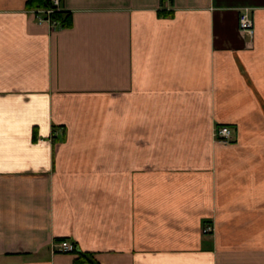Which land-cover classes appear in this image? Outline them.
Here are the masks:
<instances>
[{"label": "crops", "instance_id": "0c3cea01", "mask_svg": "<svg viewBox=\"0 0 264 264\" xmlns=\"http://www.w3.org/2000/svg\"><path fill=\"white\" fill-rule=\"evenodd\" d=\"M60 8L0 0V264H264V0Z\"/></svg>", "mask_w": 264, "mask_h": 264}, {"label": "built area", "instance_id": "2783aa9c", "mask_svg": "<svg viewBox=\"0 0 264 264\" xmlns=\"http://www.w3.org/2000/svg\"><path fill=\"white\" fill-rule=\"evenodd\" d=\"M55 7L60 6V0H51ZM162 7L168 8L170 0H161ZM251 8H242L239 10L238 17V31L241 35H244L250 39L253 37V22L251 18ZM50 11L46 12V18L41 15L38 16V20L47 21L51 26H54V22L48 18ZM214 139L222 144H228L232 141V133L227 126H218L214 129ZM212 232V226L206 225L203 229L204 234H210ZM52 251L59 254H68L74 252V246L66 240L56 242L52 245Z\"/></svg>", "mask_w": 264, "mask_h": 264}, {"label": "trees", "instance_id": "16d2710c", "mask_svg": "<svg viewBox=\"0 0 264 264\" xmlns=\"http://www.w3.org/2000/svg\"><path fill=\"white\" fill-rule=\"evenodd\" d=\"M25 7L27 11H33L44 18H46V12L50 11L48 18L54 22V27L57 29L69 28L72 24L71 13L61 9L60 6L55 7L51 0H25ZM158 15L166 17L170 16L171 12L161 9ZM73 254L76 258L72 264H98L93 253L74 251Z\"/></svg>", "mask_w": 264, "mask_h": 264}, {"label": "rangeland", "instance_id": "374dc122", "mask_svg": "<svg viewBox=\"0 0 264 264\" xmlns=\"http://www.w3.org/2000/svg\"><path fill=\"white\" fill-rule=\"evenodd\" d=\"M212 226V225H211ZM204 229V228H203ZM212 234V232L210 233V235Z\"/></svg>", "mask_w": 264, "mask_h": 264}]
</instances>
